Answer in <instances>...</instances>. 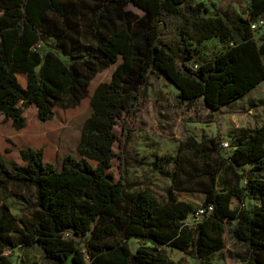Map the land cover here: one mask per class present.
I'll return each mask as SVG.
<instances>
[{
  "label": "trees",
  "instance_id": "trees-1",
  "mask_svg": "<svg viewBox=\"0 0 264 264\" xmlns=\"http://www.w3.org/2000/svg\"><path fill=\"white\" fill-rule=\"evenodd\" d=\"M81 1L0 0V112L17 130L25 126L23 108L35 105L37 118L45 121L56 106H77L94 76L122 58L110 79L93 90L79 157L66 154L58 169L45 160L43 147H26L19 149L22 163L9 168L0 163V188L11 182L30 190L35 209L32 220L19 225L0 203V264H13L9 250L17 251L16 264H30L20 252L33 246L50 264L70 258L72 264H176L163 246L197 253L218 249L233 220L232 238L248 246L243 264H264V123L233 129L227 158L221 136L188 138L184 144L193 156L216 152L219 160L174 173L163 202L134 188L127 158L130 123L145 101L150 73L174 84L180 102L201 99L211 112L264 80V40L258 42L251 27L259 19L264 25V0H248L246 17L219 9L204 17L205 7L193 0H92L83 28ZM110 22L115 28L108 29ZM213 36L233 44L196 63L198 45ZM18 75L25 76V85ZM168 158L180 165L178 157ZM246 164L251 167L245 171ZM220 167L232 174L225 189L217 186ZM183 172L203 186H183ZM179 190L202 191V206L212 204L213 210L189 226L185 220L195 209ZM233 198L242 204L232 207ZM246 198L256 205L245 208ZM132 237L142 240L134 251ZM200 257L209 264L205 254Z\"/></svg>",
  "mask_w": 264,
  "mask_h": 264
},
{
  "label": "rangeland",
  "instance_id": "rangeland-1",
  "mask_svg": "<svg viewBox=\"0 0 264 264\" xmlns=\"http://www.w3.org/2000/svg\"><path fill=\"white\" fill-rule=\"evenodd\" d=\"M80 1V0H70ZM202 3L205 10L202 16L210 17L217 14V9L229 11L242 17L247 16L248 0H193ZM92 0H82L81 12L79 13V23L82 28L90 20V14L86 5L92 4ZM129 9L141 14V10L128 5ZM231 26L227 15L220 13ZM115 22L108 23V29L115 28ZM253 36L258 41L264 40V25L258 26L253 30ZM89 38V37H87ZM86 38V39H87ZM52 45V40H48ZM232 42L222 41L219 37L213 36L198 45L199 54L195 62L207 60L218 52L223 51ZM64 57V56H63ZM65 58V57H64ZM66 59V58H65ZM121 56L107 68L99 71L90 81L88 94L77 106L62 108L56 106L54 115L49 120H39L36 116L35 105L23 108L26 123L34 127L41 137L46 141L53 140V146L49 150V157L55 159L66 154L79 157L77 145L80 140L81 128L87 116L90 115L92 108L90 97L98 83L110 79L116 64L121 61ZM18 80L25 85L26 78L19 75ZM264 123V84L258 86L255 91L247 94L235 104H229L218 111L211 112L198 99L192 104L182 103L178 99V89L165 77H158L154 74L149 75L148 85L145 88V101L136 117L131 120L133 129L132 139L128 145V180L134 183L135 189H144L151 193L160 202L166 200V189L172 184L173 176L181 172V168L194 172V167H201L204 162L214 164L219 160L216 152L207 155L193 156L191 150L185 145V141L192 137L195 141L204 138L221 136L223 141L231 142L232 130L236 127H258ZM120 131L119 125L115 127ZM29 141H24L21 137V129H15L11 120H5L0 112V163L5 167H11V163H22L19 155V148L24 147ZM117 149V144L114 145ZM232 152L231 148L222 151V156L227 158ZM178 157L180 165L174 163L173 158ZM159 157H163L157 163ZM170 161H169V160ZM46 160V157H45ZM157 163L156 165L154 163ZM118 160H113L112 172L117 178ZM251 167L250 164L243 166L246 171ZM241 172V170L239 169ZM176 173V174H174ZM183 186L202 187L203 181L192 179L187 172L181 175ZM233 182L232 174L224 167H220L217 176V186L219 189L229 187ZM244 181H242V184ZM178 195L193 204L194 209H198L204 199V193L199 190H179ZM0 203L7 205L10 215L14 221L23 225L32 220L35 209L33 207V196L30 190L25 189L15 183L9 182L5 188H0ZM237 198H233L231 206L241 205ZM256 202L245 199L243 206L251 209ZM189 226H194L193 217L189 214L185 220ZM236 221L226 224L223 245L215 250L200 253L191 250L182 252L170 246H163L167 256L176 264H204L200 254H205L209 259V264H243L248 257V246L244 243L235 241L230 230ZM82 240V239H80ZM129 246L134 251L142 240L132 237L128 240ZM13 264L19 260L17 251H7ZM30 264H50L43 256L39 246H33L20 252ZM66 264H72L71 258Z\"/></svg>",
  "mask_w": 264,
  "mask_h": 264
},
{
  "label": "crops",
  "instance_id": "crops-1",
  "mask_svg": "<svg viewBox=\"0 0 264 264\" xmlns=\"http://www.w3.org/2000/svg\"><path fill=\"white\" fill-rule=\"evenodd\" d=\"M262 84H264V80H262L260 83H258L254 88H252L250 91H248L241 98L242 99L245 98L247 96V94H250L251 92L255 91V89L258 86L262 85ZM241 98L233 101L230 104H235L238 100H241ZM21 137L23 139V142L24 141H29V143L26 146L20 147V148H26V147L39 148V147H43L44 148V158L46 157V160L53 162L58 169L61 168L62 159H63V157L65 155L61 156L60 159H58V157H56L55 159H51L49 157V155L51 153V150H49V148L50 149L52 148L53 140L52 141H46V139L44 140V138L41 137V135L38 134V132L35 130L34 127H30V126L27 125L26 119H25V126L23 128H21Z\"/></svg>",
  "mask_w": 264,
  "mask_h": 264
},
{
  "label": "built area",
  "instance_id": "built-area-1",
  "mask_svg": "<svg viewBox=\"0 0 264 264\" xmlns=\"http://www.w3.org/2000/svg\"><path fill=\"white\" fill-rule=\"evenodd\" d=\"M263 25V20L259 19L258 21L254 22L251 24L252 29H256L258 26ZM229 143L227 141H222V145L224 148H228ZM213 210V205L212 204H207L206 206H200L198 209L193 211L191 213V216L193 217V222L200 220L205 214L210 213Z\"/></svg>",
  "mask_w": 264,
  "mask_h": 264
}]
</instances>
